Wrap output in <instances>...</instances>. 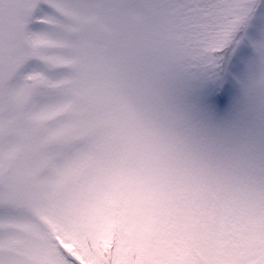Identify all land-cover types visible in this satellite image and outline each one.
<instances>
[{"label": "snow or ice", "instance_id": "6c2138e0", "mask_svg": "<svg viewBox=\"0 0 264 264\" xmlns=\"http://www.w3.org/2000/svg\"><path fill=\"white\" fill-rule=\"evenodd\" d=\"M0 264H264V0H0Z\"/></svg>", "mask_w": 264, "mask_h": 264}]
</instances>
